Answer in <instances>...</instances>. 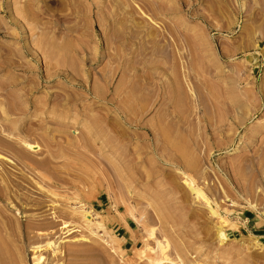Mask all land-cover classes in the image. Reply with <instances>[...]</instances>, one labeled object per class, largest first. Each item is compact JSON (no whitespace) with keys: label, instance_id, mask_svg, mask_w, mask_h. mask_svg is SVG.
Wrapping results in <instances>:
<instances>
[{"label":"rangeland","instance_id":"1","mask_svg":"<svg viewBox=\"0 0 264 264\" xmlns=\"http://www.w3.org/2000/svg\"><path fill=\"white\" fill-rule=\"evenodd\" d=\"M0 98V264H264V0H0Z\"/></svg>","mask_w":264,"mask_h":264},{"label":"bare ground","instance_id":"2","mask_svg":"<svg viewBox=\"0 0 264 264\" xmlns=\"http://www.w3.org/2000/svg\"><path fill=\"white\" fill-rule=\"evenodd\" d=\"M1 99V98H0ZM8 100V99H7ZM1 105V104H0ZM7 105V104H6ZM6 108V107H5ZM8 109V108H7ZM6 110V109H5ZM1 112V111H0ZM104 115V114H103ZM104 116H106L105 118H108V115L106 114V115H104ZM12 120H13V118H12ZM108 120V119H107ZM105 122V121H104ZM103 125V124H102ZM107 125V124H106ZM32 129V128H31ZM33 130V129H32ZM30 131V130H29ZM34 131V130H33ZM32 131V132H33ZM26 133V132H25ZM31 133V132H30ZM34 133V132H33ZM44 133V132H43ZM28 134H29V132H28ZM24 139V138H23ZM21 140L23 143H21L20 145V147H17L16 148V150H17V157L18 158H20L19 160L21 161V163L20 164H24V167H28L29 169H32V171L31 172H34L35 171V169H37V167L38 166H41L42 164H44V163H48V161H40V160H42V159H39V161H37V160H33L31 157H30V154H29V152H30V150H34L35 148H36V146L34 145V144H32V143H30V142H28V141H26V140ZM155 139H156V137H155ZM4 145V144H3ZM8 146V145H7ZM6 146V147H7ZM12 147V146H11ZM8 148H9V146H8ZM14 148V147H13ZM9 149H11V148H9ZM12 151H14V150H12ZM0 155L1 156H4L3 154H1L0 153ZM17 158V159H18ZM36 159V158H35ZM43 159H45V158H43ZM49 159V158H48ZM48 159H46V160H48ZM11 160V159H10ZM13 161H15V157H14V159H13ZM22 166V165H21ZM43 166V165H42ZM42 168V167H41ZM46 168V167H45ZM26 169V168H25ZM34 170V171H33ZM7 171H9V170H7ZM27 171V170H26ZM26 171L24 172V173H26ZM12 172V171H11ZM13 172H15V171H13ZM12 172V173H13ZM8 173V172H7ZM28 173V172H27ZM41 173V172H40ZM34 174H36V171H35V173ZM7 175V174H6ZM10 175V174H9ZM12 175V174H11ZM25 175V174H24ZM37 175V174H36ZM40 175V179L39 180H37V179H35V177H33V180H35V182H36V184H37V186L42 190V192L46 195H48V196H61V194H60V191H56V190H54L55 188V186L57 185L56 184V182L55 181H53V180H51V179H47L48 181H49V183L51 184V185H49L48 183V185H44L43 183L44 182H42V181H45L46 180V174L45 175H42V174H39ZM13 176V175H12ZM22 176V175H21ZM11 177V176H10ZM23 177V176H22ZM25 177V176H24ZM23 177V178H24ZM39 177V176H38ZM29 178V177H28ZM50 178V177H49ZM8 179V178H7ZM25 179V178H24ZM63 179V178H62ZM22 180V179H21ZM26 181H27V179H25ZM24 180V181H25ZM33 180L31 179L30 181V184L33 182ZM65 180V179H64ZM68 180V179H67ZM25 181V182H26ZM9 182H10V180H9ZM28 183H29V181H27ZM26 182V183H27ZM60 182V181H59ZM25 183V184H26ZM27 183V184H28ZM34 183V182H33ZM61 184V183H60ZM64 184H65V182H64ZM75 185V184H74ZM36 185H35V187H37ZM49 188H48V187ZM50 186H54L53 187V189L50 187ZM32 187H34V186H32ZM61 188V187H60ZM30 190V189H29ZM28 192V191H27ZM42 193V194H43ZM26 194V193H25ZM43 194V195H44ZM66 194V193H65ZM69 194V193H68ZM24 196V195H23ZM43 197V196H42ZM69 197V196H68ZM34 198V197H33ZM64 198V197H63ZM78 198V197H77ZM23 199V198H22ZM24 200V199H23ZM55 200V199H54ZM66 200H70L71 202H72V200H77L73 195H72V197L70 196L69 198H67ZM38 201V200H37ZM49 201V200H48ZM51 201V200H50ZM57 201V200H56ZM70 201H69V203H70ZM74 202V201H73ZM52 203V202H51ZM53 203H54V201H53ZM65 203H67L66 205H67V208H68V212H65L67 215L68 214H70V215H72V216H75V215H78L80 218H82L83 220V222H84V224L86 225V226H88V227H94V226H102V224H100V222H98V221H94L93 219H91L90 218V216H89V212H87V210H85V207L83 208L82 206H75V205H72V204H70V205H68V202L66 201ZM77 204H78V202H76ZM82 203V202H81ZM65 205V204H64ZM81 205V204H80ZM157 205V204H156ZM160 206V205H159ZM164 206V205H163ZM161 207V206H160ZM165 207V206H164ZM169 207V206H168ZM155 208H156V206H155ZM161 208H163V207H161ZM166 208V207H165ZM177 208V207H176ZM159 209V208H158ZM158 209H156L157 211H158ZM155 210V211H156ZM168 210V209H167ZM177 210V209H176ZM178 211V210H177ZM164 210H160L159 209V211H158V213L157 214H161V213H163L164 214ZM54 213H56V212H54ZM62 212H60L59 214H55L54 216H55V219H59V220H63V218H65V213H62ZM69 216V215H68ZM161 216H163L162 214H161ZM165 216H167V215H165ZM69 217H71V216H69ZM68 217V218H69ZM67 218V217H66ZM74 218V217H73ZM167 218V217H166ZM138 218H136V220H137ZM161 219V218H160ZM163 219H165L164 217H163ZM66 220V219H65ZM169 220V219H168ZM1 222V221H0ZM139 222V221H138ZM140 223H142V222H140ZM63 224H64V226L62 225V227H66V228H68L67 226H69L68 225V222H66V221H64L63 222ZM7 229V228H6ZM73 229V228H72ZM5 230V229H4ZM71 230V229H70ZM69 231V230H68ZM40 233L42 234L43 233V231H40ZM39 235V234H38ZM45 238V237H44ZM50 243L52 242V241H49ZM158 244H157V248L160 250V255L162 254V256L161 257H158V258H154V257H152V258H150V263L149 264H188V263H185L183 260L185 259H181V258H179V255H178V259H173V258H171V255L170 256H168V252L167 251H165L168 247V245L167 244H164L163 242V244H161L160 242H157ZM60 245H61V243H59ZM59 244H56V242H55V244H54V246H53V251H54V253H58V252H60V253H62V248H61V246L59 245ZM35 246H37V245H35ZM52 247V246H51ZM182 247V246H181ZM35 248V247H34ZM154 249V248H153ZM157 249V250H158ZM156 250V249H155ZM179 250V249H178ZM167 252V253H166ZM37 256V255H36ZM42 256V255H41ZM57 256H58V254H57ZM152 256V255H151ZM173 257V256H172ZM184 257V256H183ZM32 258V257H31ZM40 256H38L36 259H35V257L33 256V261H32V263L31 264H39V261H40ZM53 260V259H52ZM186 261V260H185ZM191 264V263H190ZM192 264H201V263H192ZM205 264H208V263H205Z\"/></svg>","mask_w":264,"mask_h":264}]
</instances>
